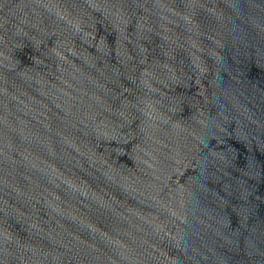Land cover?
<instances>
[{
	"label": "water",
	"instance_id": "water-1",
	"mask_svg": "<svg viewBox=\"0 0 264 264\" xmlns=\"http://www.w3.org/2000/svg\"><path fill=\"white\" fill-rule=\"evenodd\" d=\"M264 202V0H0V246Z\"/></svg>",
	"mask_w": 264,
	"mask_h": 264
}]
</instances>
